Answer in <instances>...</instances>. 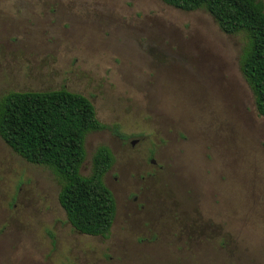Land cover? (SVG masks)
<instances>
[{"label": "rangeland", "instance_id": "374dc122", "mask_svg": "<svg viewBox=\"0 0 264 264\" xmlns=\"http://www.w3.org/2000/svg\"><path fill=\"white\" fill-rule=\"evenodd\" d=\"M246 42L164 0H0V99L89 98L106 128L88 134L81 174L108 147L117 203L106 238L76 232L53 172L0 135V264H264V117Z\"/></svg>", "mask_w": 264, "mask_h": 264}, {"label": "trees", "instance_id": "16d2710c", "mask_svg": "<svg viewBox=\"0 0 264 264\" xmlns=\"http://www.w3.org/2000/svg\"><path fill=\"white\" fill-rule=\"evenodd\" d=\"M172 7L208 11L221 30L244 35L240 65L264 117V4L261 0H164ZM92 101L66 89L11 92L0 99V135L27 162L53 172L60 184L59 201L74 230L106 238L117 216L113 192L105 175L115 163L108 147L97 149L92 173L81 168L86 160L88 134L104 130Z\"/></svg>", "mask_w": 264, "mask_h": 264}, {"label": "flooded vegetation", "instance_id": "af4514ba", "mask_svg": "<svg viewBox=\"0 0 264 264\" xmlns=\"http://www.w3.org/2000/svg\"><path fill=\"white\" fill-rule=\"evenodd\" d=\"M132 145H135V142H132ZM152 163H155V161H154V160H152Z\"/></svg>", "mask_w": 264, "mask_h": 264}]
</instances>
